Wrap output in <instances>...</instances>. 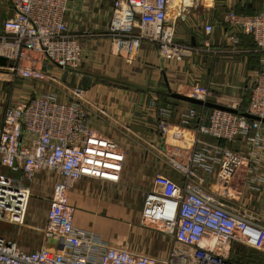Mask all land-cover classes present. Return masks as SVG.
Returning a JSON list of instances; mask_svg holds the SVG:
<instances>
[{
	"label": "built area",
	"instance_id": "1",
	"mask_svg": "<svg viewBox=\"0 0 264 264\" xmlns=\"http://www.w3.org/2000/svg\"><path fill=\"white\" fill-rule=\"evenodd\" d=\"M11 15L0 30V70L13 78L40 80L43 71L35 54L62 68L79 67L83 49L80 34L71 33L65 21L68 0H8ZM169 0H113L105 35L110 51L131 59L143 41L156 45L161 57L179 59L191 47L175 39L168 22ZM222 21L233 31L249 35L260 53L253 70L246 107L238 112L204 106L181 115L184 126L193 123V165H176L184 173L178 184L157 173L145 190L139 213L141 226L159 231L169 240L168 251L159 257L139 252L125 244H110L100 233L74 222L67 192L83 178L118 182L124 153L108 137L95 133L84 103V89L44 91L28 99L6 101L0 122V222L29 227L42 236L33 250L0 235V264H241L232 255L237 243L264 252V220L252 218L239 207L225 204L198 185L192 166L215 176L223 187L235 179L244 161L264 158V122L242 115L264 118V0L255 13L226 10ZM212 24L204 31L210 33ZM236 36L232 35L231 39ZM207 87L193 85L188 95L208 100ZM157 127L166 135L168 108H157ZM232 141L241 137L249 144L245 153L199 136ZM258 165H248L254 173ZM55 175L43 226L25 223L31 184L36 175ZM264 182V174L258 177ZM254 182V177L248 176ZM53 241L52 245L47 242ZM234 243V244H233ZM234 254V252H233Z\"/></svg>",
	"mask_w": 264,
	"mask_h": 264
},
{
	"label": "crops",
	"instance_id": "2",
	"mask_svg": "<svg viewBox=\"0 0 264 264\" xmlns=\"http://www.w3.org/2000/svg\"><path fill=\"white\" fill-rule=\"evenodd\" d=\"M112 1L68 0L65 21L71 33L80 34L83 49L79 67L62 68L35 54L33 58L44 74L40 80L13 78L8 70H0V122L6 101L28 99L44 91L61 94L73 87L84 89V103L93 130L118 145L124 153V163L118 182L83 178L71 184L67 197L73 206L74 222L100 233L110 244H125L139 252L162 257L168 251V238L159 232L154 237L152 230L139 223L144 192L151 188L157 173L178 184L183 182L184 173L179 167L193 165L189 156L196 134L193 123L184 126L180 118L188 109L201 106L175 98L171 93L188 95L196 84L211 91L208 98L211 102L246 107L260 53L255 51L249 35L233 31L223 23L222 13L226 10L255 13L261 7V0H169L167 18L174 26L175 39L191 47L188 55L179 59L161 57L156 45L148 41L139 45L131 59L111 53L105 32ZM10 15L9 1L0 0V30L3 19ZM206 23L212 24L210 33L204 31ZM232 35L236 38L231 39ZM161 106L170 111L166 135L157 127L156 110ZM204 108L206 112L211 109ZM199 138L243 153L249 146L241 137L232 141H217L206 135ZM242 165L228 187L195 166L191 168L192 178L223 203L264 220V182L258 178L264 174V158L258 162L249 159ZM248 165H258L250 175ZM248 176L254 177L253 183L248 181ZM54 180L53 173L42 171L29 184L31 194L33 189H39L33 209L39 202H46V197L49 199ZM134 191L139 194L136 199ZM29 203L30 198L26 208ZM25 215L28 225L45 224L46 213L39 224L33 212ZM22 228L32 231L20 237ZM33 230L0 222V235L15 240L25 249L35 236L39 245L43 241L41 234ZM52 242L47 243L52 245Z\"/></svg>",
	"mask_w": 264,
	"mask_h": 264
},
{
	"label": "rangeland",
	"instance_id": "3",
	"mask_svg": "<svg viewBox=\"0 0 264 264\" xmlns=\"http://www.w3.org/2000/svg\"><path fill=\"white\" fill-rule=\"evenodd\" d=\"M37 188V187H36ZM40 188V187H39ZM39 189H33V191H32V194H31V192L29 193V196H28V198H30V203H29V205H28V207L26 208V210L27 211H25L27 214H28V216H29V213L30 212H33L34 213V218H36L37 220H36V222H38V224L39 223H41L42 222V217H43V214L44 213H46L47 212V209H48V207H49V200H48V197H46L45 199L47 200L46 202H45V200H44V198H43V200H44V202L42 201V202H39V204H37L36 205V207H35V209H33L34 208V201H36V202H38V198L35 196V195H37V193L39 192L38 191ZM134 195H135V199L138 197V195L139 194H136V192L134 191ZM138 193V192H137ZM27 206V205H26ZM27 215H25V219H27V217H26ZM41 219V220H40ZM27 221V220H26ZM27 223H29L28 221H27ZM30 224H34V223H30ZM2 225V224H1ZM3 227H5V225H2ZM18 229V228H17ZM149 230H152V229H149ZM32 231V230H29V229H27L26 230V228H22L21 229V231H20V237H23L25 234H28L29 235V233ZM34 231V230H33ZM153 231V233H152V235H154V237L156 236V232L158 233L159 231H155V230H152ZM33 233H36V232H33ZM160 234H162L161 232H159ZM33 235H36V234H33ZM38 235V234H37ZM38 238H36V236H35V238H33L31 241H30V243L28 242V244H26V248L27 249H29V250H33V249H35V248H37L38 247ZM234 244V243H233ZM234 248H236V251L237 250H239V254H240V256H242V258L244 259V260H247V259H249V258H252V257H256L257 255H254L256 252V250H254V251H252L251 249L252 248H248V247H244V246H241L240 244H236L235 245V247ZM263 253V252H262ZM260 254V253H259ZM258 254V255H259ZM251 256V257H250ZM264 259V256H261L260 255V257L259 258H257V261L258 260H263Z\"/></svg>",
	"mask_w": 264,
	"mask_h": 264
},
{
	"label": "water",
	"instance_id": "4",
	"mask_svg": "<svg viewBox=\"0 0 264 264\" xmlns=\"http://www.w3.org/2000/svg\"><path fill=\"white\" fill-rule=\"evenodd\" d=\"M171 96L178 98L180 100L195 104V105L207 106V107H211V108L225 109V110H228L231 112H238L237 109H234L232 107L221 105L218 103H214V102H211L209 100H203V99L193 97L191 95H187V94H183V93L172 92ZM242 115H244L245 117L250 118V119L261 120L264 122V118H259L258 116H255V115H252V114H249L246 112H242Z\"/></svg>",
	"mask_w": 264,
	"mask_h": 264
},
{
	"label": "trees",
	"instance_id": "5",
	"mask_svg": "<svg viewBox=\"0 0 264 264\" xmlns=\"http://www.w3.org/2000/svg\"><path fill=\"white\" fill-rule=\"evenodd\" d=\"M1 63H3V61L1 60L0 61ZM257 67H258V65H257ZM238 109L239 110H243L244 108L241 106V107H238ZM242 246V245H241ZM252 251H254V250H256V249H251ZM256 253L254 254V255H257L256 257H252V258H249V259H247V260H244L243 258H242V256H240V254H239V250H237L236 251V249L234 250V254H233V258L237 261V262H239V263H241V264H264V259L263 260H258L257 261V258H259L260 257V255L261 256H264V253H262L261 251H259V250H256L255 251ZM260 253V254H259ZM259 254V255H258ZM251 257V256H250Z\"/></svg>",
	"mask_w": 264,
	"mask_h": 264
}]
</instances>
